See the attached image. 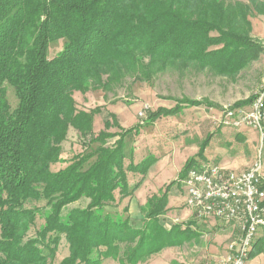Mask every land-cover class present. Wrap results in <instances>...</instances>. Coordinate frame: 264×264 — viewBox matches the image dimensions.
Masks as SVG:
<instances>
[{"label": "trees", "instance_id": "1", "mask_svg": "<svg viewBox=\"0 0 264 264\" xmlns=\"http://www.w3.org/2000/svg\"><path fill=\"white\" fill-rule=\"evenodd\" d=\"M256 15H264V0H0V264H52L63 237L69 254L60 264H102L119 242L135 238L136 250L126 255L133 264L166 246L165 230L155 222L167 208L166 193L143 208L141 229L128 218L102 215L134 195L156 160L145 166L127 151L128 135L141 136L143 126L124 128L111 112L96 133L104 106L79 107L74 94L102 90L108 99L129 77L148 83L187 68L236 80L264 53L253 35ZM61 38L63 48L49 55L50 43ZM169 99L177 105L151 111L146 125L176 113L180 102L201 104ZM72 128L99 145L67 156L63 144ZM209 142L208 136L199 154ZM83 198L85 208L65 214ZM39 218L44 223L30 235ZM152 229L159 230L155 241L146 234ZM263 241L255 240L249 256L253 248V254L264 250L258 249Z\"/></svg>", "mask_w": 264, "mask_h": 264}, {"label": "rangeland", "instance_id": "2", "mask_svg": "<svg viewBox=\"0 0 264 264\" xmlns=\"http://www.w3.org/2000/svg\"><path fill=\"white\" fill-rule=\"evenodd\" d=\"M252 20L253 35L264 43V15H256ZM64 44V38L51 42L48 54L52 56L58 53ZM182 71L184 72L170 70L157 75L148 83L134 82L133 77H129L122 86L108 94V99L105 98V93L102 90L87 93L76 91L74 94L79 107L90 109L96 105L104 106V111L97 120L95 119L96 133L104 128V121L111 117V112L117 114L118 120L124 128H131L137 124L143 126L141 136L136 137L134 133L128 135L127 151L129 153L130 148L135 151L140 147V152H138L140 156L137 160H141L140 162L145 166L149 158H156L134 195L121 199L116 206H106L102 209L103 216L112 215L115 219L120 218L121 220L128 218L131 228L141 229L146 220L143 208L148 204L150 198L157 194L158 197L162 193L167 194V208L155 219L156 224L165 230L164 236L166 241L168 240L167 245L160 251L149 254L144 260L137 259V263L134 262V264H184L185 253L194 252L196 253L195 258L198 253L206 256L205 250L214 257L206 260L205 257L203 260L196 257L190 260L192 263L188 261V264H216L221 257L232 253L231 247L235 248L237 241L231 244L230 242L239 239L240 224L236 221H224L216 218L204 220L195 218L193 210L186 203L187 186L183 180L184 174L196 163L197 165L204 162L217 163L212 159L211 161L207 160L210 158L209 156H214L217 153L225 159H234L238 162L244 160L246 156H257L261 146L264 150V139L255 129L242 128L239 131L240 129L231 128L229 125L221 123L223 110L226 106L234 105L238 101L247 104L261 88V84L264 82V53L261 54L258 61L243 69L236 80L214 74L211 71H198L195 68L189 70L187 68ZM169 96H174L176 99L187 97L190 100L200 101L201 104L180 102L176 113L168 116L162 115L160 118L154 119L150 125H146L151 120L148 119L151 111H155L159 107L174 108L177 105L175 100L169 99ZM8 97L12 107L15 108L18 99L10 85L8 86ZM140 112L144 115L140 116ZM112 130L114 132L119 129L113 128ZM237 135L238 139L242 136L243 140L240 139L237 142ZM208 136L210 142L204 154L201 155L199 154L200 149ZM89 141V137H81L78 131L72 128L68 139L63 144L64 153L67 156H74L83 150L91 151L99 145L98 143L90 145ZM241 141L245 144L242 145ZM210 150H212V155H208ZM149 153L153 156H146ZM262 158L264 160V153H262ZM143 160L146 162H142ZM247 161L245 160V162ZM223 167L237 170L224 165ZM131 173H134L133 176H138V179L141 178V175L136 172H128V174ZM136 180L133 177L131 184L137 182ZM44 203L40 205L42 206ZM88 203L89 199L83 198L68 206L65 214H68L69 210L73 208L83 209ZM124 207L127 208V211L124 210ZM150 222L153 224L152 221ZM43 223L44 219L39 218L37 225L30 231V235L35 236L36 231ZM154 232L158 233L159 230L152 229L146 234H149L155 241L158 235ZM262 239L261 241L264 240ZM138 243L139 238H135L133 241L119 242L120 249L115 250L108 257H103L102 264H133L126 258V255L132 254ZM186 245L187 247H185ZM189 245H195L192 248L193 251H190ZM262 245H264V241L259 245V250L263 248ZM68 246L63 237L59 243L56 257L52 259V264H60L61 260L69 254ZM196 248L199 249L198 252ZM43 249L45 254H49L47 248L43 247ZM227 249L229 250L227 251ZM254 249L245 264H264V250L253 254ZM104 250L100 249L102 252Z\"/></svg>", "mask_w": 264, "mask_h": 264}, {"label": "built area", "instance_id": "3", "mask_svg": "<svg viewBox=\"0 0 264 264\" xmlns=\"http://www.w3.org/2000/svg\"><path fill=\"white\" fill-rule=\"evenodd\" d=\"M144 113L140 112V116ZM221 123H229L235 129L252 128L264 139V83L255 100L246 105H228L223 110ZM261 151L264 153L263 146ZM187 186V206L200 220L216 218L223 220L233 215H249L246 239L258 223H264V171L254 172V162L243 171L217 166H192L184 177ZM245 242L233 248L232 258L216 264H244ZM206 264V263H203Z\"/></svg>", "mask_w": 264, "mask_h": 264}, {"label": "bare ground", "instance_id": "4", "mask_svg": "<svg viewBox=\"0 0 264 264\" xmlns=\"http://www.w3.org/2000/svg\"><path fill=\"white\" fill-rule=\"evenodd\" d=\"M260 91H261V88L256 92L253 100H255V98L257 97L258 93H260ZM222 124L223 125H229V123H222ZM197 166H217V163H205L204 162V163H199ZM262 171H264V160L262 158V151L260 148L259 154L257 155V158L254 161V172H262ZM223 220L224 221H236L237 223H239L240 229H241V235H240L239 241H238L236 246H238V244H240V242H245L247 227H248V223H249V215H233V218H225ZM260 230H264V223H258V230H253V232L251 233V235L249 237V240H247L245 242L244 252H243V263L244 264L246 263V261L249 257L250 250H251V248L254 244V241L257 237V234ZM232 254H233V252L228 254L227 256H225L222 259L223 260H230V258H232Z\"/></svg>", "mask_w": 264, "mask_h": 264}, {"label": "crops", "instance_id": "5", "mask_svg": "<svg viewBox=\"0 0 264 264\" xmlns=\"http://www.w3.org/2000/svg\"><path fill=\"white\" fill-rule=\"evenodd\" d=\"M240 131V130H239ZM238 137L239 136H237L236 137V140H237V142H239L240 141V139H242L243 140V138H242V136L238 139ZM245 139V138H244ZM242 145H244L245 143L243 142L242 143V141L240 142ZM211 151L212 150H210V152H208V155H212L211 154ZM138 152H140V147H138V148H136V150H135V160H136V162L138 163V162H140L139 160H137V158H138V156H140L139 154H138ZM150 154V153H149ZM148 155V154H147ZM153 155V154H152ZM160 158H162V156H159ZM212 160H215V162H217V163H219V164H222V165H224V166H227V167H229V168H236L237 169V171L238 170H246V169H248L249 168V166H251L252 165V163L255 161V159H256V157L257 156H246V158L244 159V160H242V161H238L237 162V160H234V159H225V158H223L222 156H220V155H218V153L217 154H215L214 156L212 155V156H209ZM229 160V161H228ZM245 160H248L247 162H245ZM150 170V169H149ZM149 172V171H148ZM148 172L146 173V175H144L145 177L147 176V174H148ZM142 176V175H141ZM133 206V204L131 205V207ZM192 222V221H191ZM239 238H240V236H239ZM257 239H262V238H264V231L262 230L258 235H257V237H256ZM257 239H255L256 240V242H257ZM235 241H237V243H238V241H239V239H237V240H234V241H232V242H230V244L231 243H233V242H235ZM255 242V243H256ZM236 243V244H237ZM230 244H229V246H230ZM190 246V251H193L192 250V248H194V246L193 245H189ZM191 246H193V247H191ZM229 246H228V248H229ZM185 247H187V245L185 246ZM197 249V248H196ZM231 249H233L232 247H231ZM186 250H188V249H186ZM198 250L199 249H197L196 251L198 252ZM227 251H228V249H227ZM227 251H226V254H227ZM207 252V255L206 256H203L202 255V253H198V255L196 256L198 259H201V260H203V258L205 257V260L206 259H208V258H213L214 256H212V255H210L209 253H208V251H206L205 250V253ZM194 255H196V253H194V252H190V253H185L184 254V264H188V261H190V260H192V259H195L194 258ZM224 258V257H223ZM190 263H192L191 261H190Z\"/></svg>", "mask_w": 264, "mask_h": 264}]
</instances>
